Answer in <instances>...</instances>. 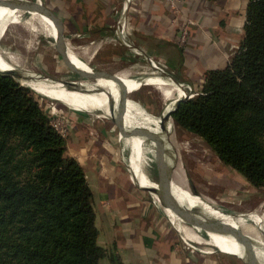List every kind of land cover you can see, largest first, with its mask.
<instances>
[{
    "label": "trees",
    "instance_id": "16d2710c",
    "mask_svg": "<svg viewBox=\"0 0 264 264\" xmlns=\"http://www.w3.org/2000/svg\"><path fill=\"white\" fill-rule=\"evenodd\" d=\"M244 30L228 66L208 71L201 91L176 105L172 118L262 189L264 0H248ZM15 76L0 72V264H127L99 244L85 171Z\"/></svg>",
    "mask_w": 264,
    "mask_h": 264
},
{
    "label": "crops",
    "instance_id": "0c3cea01",
    "mask_svg": "<svg viewBox=\"0 0 264 264\" xmlns=\"http://www.w3.org/2000/svg\"><path fill=\"white\" fill-rule=\"evenodd\" d=\"M42 2L63 21L67 43L72 49L73 44L79 48L83 60V46L87 43L90 44L88 48L92 59L102 57L104 52L109 53L112 60L123 62L139 58L153 67L158 65L164 68L163 74L165 70L172 74L179 84V90L187 93H192L194 87H202L208 71L228 66L245 37L248 6V0H180V11L176 16L164 0H130V8L125 13L129 29L124 38L132 46L129 48L122 44L123 40L116 31L117 21L127 0ZM16 8L21 24L23 13L28 10ZM35 20L39 21V14ZM47 20L57 32L54 23ZM184 27L189 31V38L187 44L180 47L179 34ZM121 77L124 82L128 81L124 75ZM116 89L121 91L120 88ZM113 99L120 101V98ZM77 101L83 106L96 107L73 110L87 113L98 110L110 116L108 106L97 107L107 99L94 103ZM112 114L124 127L129 129L130 124L134 127L129 136L125 133L127 137L131 138L133 130L139 128V116L142 118V129H146V112L135 101L128 102L127 111L114 110ZM75 117L73 135L66 138L68 150L69 155L83 167L94 194L99 244L114 250L127 264H201L204 260L197 258L179 239L170 216L134 185L125 163V150L113 126L81 114ZM131 119L135 125L130 122ZM81 123L87 126H81ZM123 142L130 149L129 164L132 170H136L139 184L148 188L144 183L148 177L143 165L146 141L140 140L138 143V138H132L124 139ZM135 153H139L136 162ZM172 188L174 192L175 187ZM151 196L157 199L156 195ZM170 212L175 221L183 224L171 209ZM237 227L260 245L256 252L258 257L262 256L263 259L259 260L264 264L263 238L252 234L245 223ZM192 229L201 236L198 229ZM224 237L232 243L230 236ZM206 240L211 241L222 253L233 255L223 242L210 233Z\"/></svg>",
    "mask_w": 264,
    "mask_h": 264
},
{
    "label": "rangeland",
    "instance_id": "374dc122",
    "mask_svg": "<svg viewBox=\"0 0 264 264\" xmlns=\"http://www.w3.org/2000/svg\"><path fill=\"white\" fill-rule=\"evenodd\" d=\"M36 17H38L37 12H24L22 23L15 25L14 20L10 16H0V64L3 69L0 71L7 72L12 66V71L22 72L26 75V81H51L61 84L80 82L81 85H86V87H81L82 93L76 91V94L72 95L79 101L85 103H94L96 100H103L109 97L122 98L128 100V102L135 101L146 112L145 122L146 129L149 133L156 118L160 120L161 125L162 119L175 109L176 101L179 99L177 96L173 100L167 101L162 96L161 91L157 89V86H150L143 83H141V86L134 84L135 82L145 81L146 78L160 77L167 81H172L176 86H179L173 78L174 76L170 73L168 74L166 70L164 74L163 72H158L152 64L139 58H133L131 62L112 60L107 52H104V55L100 58L92 59L90 49L88 48L90 44L88 43L83 46L85 60H81L69 44L63 42L64 49L68 52L69 58L71 59L69 60L58 52L56 43L57 32L53 29L49 20L46 19V25L49 31L51 28L54 37L49 34L44 25L40 24L38 20H35ZM69 66L71 69L76 66L83 69V78L91 77V72L85 71L88 70L94 72L100 71L109 75L123 73L125 76V74H128L129 77L127 79L131 82H123L122 84L129 85L121 89L120 92L114 87L97 89L99 86L88 85L83 78L80 79L76 74L71 72ZM130 77L136 80H131ZM15 79L34 92L41 107L52 117V120L60 121L61 127L66 130L67 139L73 135V130H75L74 122L77 119L75 115L78 114L88 116L93 120L100 119L104 124L112 125L117 139H119L120 144L125 150V163L132 177L129 166L130 149L123 142L124 139H131L130 137H125V133L129 136V132L134 128L131 124L129 129L124 127L119 131L113 122V120L116 121V116L111 111L110 116L100 113L98 110H93L90 113L76 111L56 101L53 98L54 96L35 91L30 87L34 86L45 90H56L58 88L57 85L43 83L40 85L29 84L30 86H28L22 78L15 76ZM95 82L97 83V81ZM193 89L191 94H197L201 91V86L194 87ZM68 90L72 89L68 88ZM130 122L135 125L133 119ZM168 124L171 128L166 140L170 141L171 138L173 139L176 155L174 158L171 157L168 146L165 148L167 151L166 155L169 159L170 166L175 167L176 162V167L179 168L181 164V177L184 187L194 197L201 198L202 201L209 203L211 207L232 216L226 220L232 218L239 219L234 224L227 221L228 224L240 226L242 223H245L252 234L259 235L264 240V188H255L241 174L231 167L226 166L203 139L190 131L180 129L176 126L173 118L167 121ZM81 126L87 125L83 123ZM160 136L162 137V133H160ZM145 141L143 156L144 170L152 182L159 184L160 177L154 171L156 147L151 143L152 140L149 136ZM132 180L141 194L145 195L147 199L152 200L167 216H170V220L176 226L179 239L185 243L197 258L204 260L201 261V264H246L240 258L221 253L211 241L206 240L207 236L204 233L200 232V236L191 227L175 221L168 205H165L158 197H155L157 199H153L145 188L133 178ZM173 187H175L174 192L176 195L186 197L177 178L173 179ZM192 209L201 217L216 219L207 214L201 206L196 205ZM258 258L263 259L262 256Z\"/></svg>",
    "mask_w": 264,
    "mask_h": 264
},
{
    "label": "bare ground",
    "instance_id": "6f19581e",
    "mask_svg": "<svg viewBox=\"0 0 264 264\" xmlns=\"http://www.w3.org/2000/svg\"><path fill=\"white\" fill-rule=\"evenodd\" d=\"M25 9L28 10L27 12L32 11L29 8H25ZM1 15L10 16L14 20L15 25H19L20 24L18 11H17V8H16L15 5H11V9H10V4H8V5H0V16ZM12 15H13V17H12ZM46 19H49V18H47L46 16H44L42 14H39V22H40V24L44 25L46 30L49 32V34L52 37H54V35H53L52 31H51V28H50V31L48 30V26L46 25ZM67 40H69V39H67ZM56 41H57L56 42L57 46L59 44L60 54L62 56H64L65 58H68L69 60H71L69 58L68 52L64 49L63 42H66V40L63 38L62 34L59 32L58 29H57V39H56ZM1 67L2 66L0 64V70H3ZM11 69H12V66L10 67V69L8 71H12ZM85 71L86 72H91V77H85L83 79L86 81V83L88 85L99 86V87H97V89H101V88H104V87L105 88L114 87V88L124 89L126 86L129 85V84H125V83L122 84L124 82V80L122 79L123 77H121V75H124L123 73L122 74L118 73L117 76L120 78L121 81L120 82H116L113 79L107 78L105 76H100V75L96 74L94 71H88V70H85ZM1 72H3V71H1ZM128 77H129V75L125 74V78H128ZM19 78H21V77H19ZM22 79L25 80L24 83H26L28 86H30L29 84L40 85V84H43V83L57 85L58 88H56V90H45V89H40V88H37V87H34V86H30V87L33 90H35V91H40V92H43L44 94H50V95L54 96L53 98H55V100H58V102L61 101L62 102V103L60 102L61 104H64L65 106H67V107H69L71 109H76V110L82 111V110H89L92 107H96V106H83V105H81L77 101L78 99L75 98L72 95V94H76V91L68 90L61 83H55V82H51V81H49V82H46V81L35 82V81H26L25 78H22ZM131 80H136V79H132L131 78ZM95 81H97V83ZM141 83L147 84V85H150V86H157V89H159L161 91L162 96L167 101L168 100L169 101L173 100L176 96L179 99H183L185 97V95H186L185 92L182 94L181 90H179V86L178 85L176 86L174 82L167 81V80L162 79L160 77L146 78L145 81L143 80L142 82H135L134 84L141 86L142 85ZM80 84L81 83L79 82V86L80 87H86V85H80ZM63 89H66V90H63ZM122 94L126 95L125 93H122ZM109 98H112V100L114 101L115 105H118L120 102L128 104V100H124L122 98L120 99L119 102L115 101L113 99V97H109ZM100 106H108V109H109L108 98H107V101L101 102L99 104V106H97V107H100ZM116 121L119 122L117 119H116ZM142 125H143L142 118H141V116H139V128L142 129ZM166 126H167V132L169 133L171 127L169 126V124L166 125ZM160 133H161V126H160V120L158 118H156V120L154 122V125H153V128H152V131H150V133H149V131L147 129H143L144 138L146 139L149 136V138L153 142H157L158 145L160 146V148L164 149L163 160H166V161L169 162V159H168V157L166 155L167 151L165 150V148H166V146H168V149L170 151V155H171L172 158H174L175 155H176L175 154V150H174L175 146L173 145L174 141H173L172 138H171L170 141L164 140L163 137L160 136ZM125 137H127V136L125 135ZM132 138H138V143L140 142V140H145V139H143L141 137L134 136V133H132V135H131V139ZM135 154L136 155L134 157V161L136 162L138 160V158H139V153H135ZM178 155H179V153H178ZM129 166H130V170H131V173H132V178L139 183V180L137 179V176L135 175L137 173L136 170H132L130 164H129ZM175 167H176V162H175ZM181 167H182L181 164L179 165V168L177 167V169L175 171V174H174V179H176V178L178 179L180 185L182 186V188L184 190V193H185L186 197H181L179 195L175 196L174 192L172 194L170 185L164 180L160 181V183H159L160 187H158V184H155L154 182H152L148 178V180L144 181V183L148 187V188H145V190H147L150 193V195L151 194L156 195L159 198V200H161L165 205H168V208L171 209V210H172L171 206H176L175 201H174V197H175L179 201V203L181 205L190 206L189 208H193V206H196V205L197 206H201V207H203L205 209V212L207 214L211 215L212 217H214L216 219L221 220L222 222H224L225 224H227L229 226H232L233 228H237L238 229L236 224L235 225H231V224H228L227 221H226L227 218L232 217V216L227 215V214L217 210L214 207H211L209 205V203H207L206 201H202L201 198L194 197L184 187V185L182 184V177H181L182 168ZM185 179H186V177H185ZM172 186H173V182H172ZM172 191H173V188H172ZM172 212H173V210H172ZM222 230L226 234L223 235V234H218V233H213V232H209V233L212 236H214L216 239H218L219 241L223 242L227 246V251L232 253V254H234L232 256H235L237 258H240V259L244 260L246 262V264H255V263H252V262L247 260V256H246L244 248L255 250V252H256V248H259L260 245L256 241H254L253 239H251L252 240L251 242L247 241L246 239L242 238L241 236H239L237 233L233 232L230 229L223 228ZM224 236H230L231 239H232V243L230 241H228ZM259 262H260V264H262L260 260H259Z\"/></svg>",
    "mask_w": 264,
    "mask_h": 264
},
{
    "label": "water",
    "instance_id": "95a60500",
    "mask_svg": "<svg viewBox=\"0 0 264 264\" xmlns=\"http://www.w3.org/2000/svg\"><path fill=\"white\" fill-rule=\"evenodd\" d=\"M8 4L16 5L19 8H29L34 12H37L39 14L46 16L47 18H49L54 23V25L57 27L59 32L62 34L63 38L66 40L65 25H64L63 21L55 13H53L49 8H47L43 4L42 1H40V0H33V1H31V0H0V5H8ZM57 50L60 53L59 44L57 46ZM73 51L76 53V55L78 56L79 59L83 60V57H82V54H81L79 48H77L74 44H73ZM69 68H70L71 72H73L74 74H76L78 76V78H80V79L83 78V73H84L83 69H80L77 66L73 69H71L70 66H69ZM2 73L14 74V75L21 77V78H27L26 75L22 72L7 71V72H2ZM95 73L100 75V76H105L107 78L113 79L116 82L121 81L117 75H109L107 73L100 72V71H95ZM62 84L67 89L70 88L74 91L82 93L81 87L79 86V82H70V83H62ZM182 101H184V100L178 99L176 101V105H179ZM108 104H109L110 111H114V110L127 111V104L126 103L120 102L118 105H115L112 98H108ZM172 114H173V111L169 112L162 119L163 121L161 122V125H160L162 137L164 140H166L168 138L169 133L167 132V126L166 125H167V121L170 118L172 119ZM112 120H113V118H112ZM113 122L117 126L119 131L124 128V126L122 124H120L119 122H117L115 120H113ZM133 133H134V136H138V137L145 139L144 134H143V129L136 128L135 130H133ZM151 143H153L156 147V163H155L154 171L159 175L160 181L164 180L170 185L171 192L173 194L172 182H173L174 174H175L177 167L170 166L168 161L163 160V152H164L163 148H160V146L156 142L151 141ZM160 181H159V183H160ZM158 187H160V184H158ZM174 201H175L176 206H171V208L173 210V213L179 218V220L191 228L198 229L200 232L204 233L206 236L208 235L209 232L224 235L226 233L222 229L227 228V229H230L233 232L237 233L239 236L246 239L247 241H250V242L252 241L251 238H249L247 235H245L241 230H239L237 228H233L232 226H229V225L225 224L224 222L216 220V219H209L206 217H201L194 209L189 208L190 206L181 205L175 197H174ZM244 250H245L248 261L255 263V264H260L259 258L257 256V253L255 252V250H251L248 248H244Z\"/></svg>",
    "mask_w": 264,
    "mask_h": 264
},
{
    "label": "built area",
    "instance_id": "2783aa9c",
    "mask_svg": "<svg viewBox=\"0 0 264 264\" xmlns=\"http://www.w3.org/2000/svg\"><path fill=\"white\" fill-rule=\"evenodd\" d=\"M168 6V9L174 14V15H178L179 14V3L180 0H164ZM130 8V0H127V4L125 5L124 11L121 13L120 18L117 21V27H116V31L118 36L123 40L122 44H124L125 46H128L129 48H131L132 46H130L128 43L125 42L124 38H126V34L128 33V29H129V25L127 23V15L125 14L128 9ZM189 38V31L187 29V27H184L179 34V40H178V44L180 47H184L187 44ZM154 67L157 69V71L159 72H163L164 68L158 66V65H154ZM185 99H190L192 97H194L197 94L192 95L191 93H186L185 92ZM184 99V100H185ZM52 124L54 126V128L63 136L66 138L67 134H66V130H64L61 127L60 121L53 119L52 120Z\"/></svg>",
    "mask_w": 264,
    "mask_h": 264
}]
</instances>
